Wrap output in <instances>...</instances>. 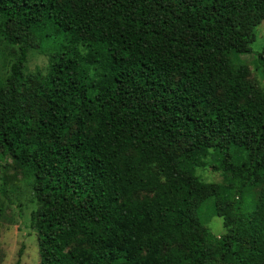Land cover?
<instances>
[{
	"label": "trees",
	"instance_id": "16d2710c",
	"mask_svg": "<svg viewBox=\"0 0 264 264\" xmlns=\"http://www.w3.org/2000/svg\"><path fill=\"white\" fill-rule=\"evenodd\" d=\"M263 21L264 0H0V157L39 264H264V96L239 60ZM205 202L220 235L193 233Z\"/></svg>",
	"mask_w": 264,
	"mask_h": 264
},
{
	"label": "rangeland",
	"instance_id": "374dc122",
	"mask_svg": "<svg viewBox=\"0 0 264 264\" xmlns=\"http://www.w3.org/2000/svg\"><path fill=\"white\" fill-rule=\"evenodd\" d=\"M60 38L63 39L61 36ZM64 43H67L66 39ZM263 45L264 21L256 30V41L251 45V52L239 57V60L248 67L247 81L254 90L260 91L264 96V77L254 69L256 55ZM13 52L14 48L7 46L0 39V83L8 74ZM47 64L48 53L31 50L28 53L25 72L39 71L45 74ZM197 174L207 183L223 182L220 172H213L210 168L198 170ZM31 199L30 186L12 158L0 157V264H14L20 249V264H39L37 236L29 227V215L35 207ZM209 204L210 202H205L201 206L200 220L193 223L194 234H198L200 225H204L214 235L224 232L222 219L211 215Z\"/></svg>",
	"mask_w": 264,
	"mask_h": 264
}]
</instances>
